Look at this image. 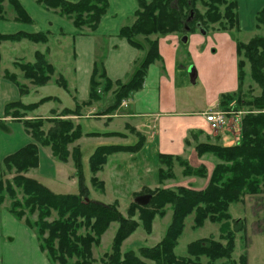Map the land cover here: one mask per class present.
Masks as SVG:
<instances>
[{
	"label": "trees",
	"instance_id": "obj_1",
	"mask_svg": "<svg viewBox=\"0 0 264 264\" xmlns=\"http://www.w3.org/2000/svg\"><path fill=\"white\" fill-rule=\"evenodd\" d=\"M4 1H7L15 12L16 21L25 24L31 22L18 0H0V4ZM34 1L47 10L58 11L60 16L70 20L77 29L85 27L91 32L98 27L109 6L108 0H79L76 3L66 0ZM136 3L137 10L133 14L132 23L119 30V37L134 48L141 47L140 38H148L151 35L164 36L176 33L189 36L197 30V25L205 30L203 20L207 25L220 22L219 26L224 31L233 29L232 23H235L234 28H238L237 0H136ZM196 4L206 9L204 15H200L196 10ZM2 14L0 8V19ZM222 22L227 27H223ZM255 23L256 28L262 27L264 30V6L256 13ZM185 27L189 28L187 33ZM47 37V34L43 33L18 32L11 35L0 34V42L25 39L34 44H45ZM147 44L149 48L146 57L128 80L123 83L116 81L120 91L115 94L114 105L108 106L107 111L116 109L121 101L128 100L134 92L142 88L148 67L159 58L156 43ZM241 54L249 64L251 80L260 89L259 96L248 100L244 105L264 108V37H255L246 44L237 43L236 56L239 57ZM14 66L22 72L24 79L37 87L46 85L54 74L53 66L40 52H35L33 63L16 62ZM244 66V61L238 60L239 88L244 78ZM5 77L17 83L15 76L5 73ZM104 78H106L104 73L98 75L95 68L90 79L89 100L86 105L96 101L95 98H100V96L94 97V94L98 85L97 79L104 80ZM57 81L61 87H66L63 78L59 77ZM105 81L111 84L108 79ZM20 87L22 86L19 85ZM20 92L25 94V89L20 88ZM54 99L46 97L29 105L21 102L6 104L4 117H11L14 120L26 118L19 116L18 110L32 112ZM226 99V97L222 98L221 106H225ZM83 106L85 104L76 105L73 110L65 108L61 116H78ZM244 119L242 139L237 145L230 147L209 143L194 145V152L198 157L211 154L220 160V164L215 165L211 171L203 189L185 187H176L174 190L158 189L146 193L151 195V200L146 206L131 204L129 210L133 209L139 213V221L147 229L156 216L164 215L166 205L172 206L171 221L162 240L156 246L142 248L136 254L131 251L121 253L120 247L136 230L137 221L123 218L115 204L105 205L88 199V189L84 185L80 163V150L74 148L71 152L75 176L79 184L77 194H54L37 181L23 175L30 169L38 167V145L49 147L55 159L66 162L70 155L67 147L82 136L78 126L74 127L68 121H58L57 116L53 120L49 119L53 127L47 132L41 130L44 123L41 119L23 121V126L29 130L35 143L27 144L1 161L6 172H14L15 176L10 182L0 179V204L6 194L11 200L9 211L16 219H25L26 214L36 215L34 223H30L27 218L24 221L34 230L42 251L51 262L56 264H94L96 261L92 250L100 246L102 236L112 223H118L119 227L115 231L110 252L103 254L100 259L102 264H146V260L153 264H199L201 257L207 258L210 261L208 264L216 261H223L221 264H247L245 251L236 262L231 259L235 248V234L245 233V228L240 222H235L233 227L230 226L228 210L231 204L238 203L246 194H257L260 189L264 193V115L247 116ZM86 135H96V133ZM135 135L137 142L134 145L122 147L104 145L95 149L88 159V167L92 174L91 186L100 187L101 191H104L102 189L105 184L96 177V174L106 163L107 157L118 152L140 151L145 137L138 133ZM172 159L176 163L175 166L182 168V176L200 178L206 176L202 164L194 168L187 161L181 162L178 156H159V165L166 167L167 173L161 172L158 181L173 177L168 171L173 165L170 164ZM13 188L21 192V201L15 200ZM129 214L132 215L130 212ZM191 215L193 229L201 228L205 221L219 224V239L224 244L212 239L200 240L187 245L185 257H177L174 250L182 235L184 221Z\"/></svg>",
	"mask_w": 264,
	"mask_h": 264
},
{
	"label": "rangeland",
	"instance_id": "obj_2",
	"mask_svg": "<svg viewBox=\"0 0 264 264\" xmlns=\"http://www.w3.org/2000/svg\"><path fill=\"white\" fill-rule=\"evenodd\" d=\"M0 8L3 12L2 19H5V15L6 18H8V16L13 14L14 19L16 18L15 12L7 1L0 4ZM196 10L200 15H204L206 12V9L200 4H196ZM55 12L58 14V11ZM220 12H222V10H220ZM133 19L132 17V21ZM132 21L129 24H127V21L126 24L130 25ZM202 24H204L205 34L203 35L199 30H196L192 35H189V42L186 46L180 44L179 39L181 35L176 33L164 36H159L157 34L144 39L140 38L139 40L141 42H139V44H141V47H133L140 52V58L138 59L135 69L138 68L139 64L146 57L149 48L147 43H156L159 56L156 61L163 62L165 66L163 73L164 85L162 86V101H164V96L169 93V88H172L178 110L186 111L187 113H193L195 111L199 114L211 106L208 105V107H206L208 103L207 100L217 98L219 105L216 106L217 110L222 112L232 111L227 115L230 127L217 132H212L208 129V131L202 134H191L190 137L188 136L181 142V144L184 145V152H182V155L159 153L160 148H168L166 139H161L159 136L155 137L154 143H152L153 139L148 143H145V141L143 147L137 153L118 152L110 155L106 158V163L102 169L96 174V177L105 184L104 189H102L104 191H101L100 187L91 186L92 174L88 167V159L90 155L94 153L95 149L104 145L120 147L134 145L137 142L135 133L145 136L142 133L144 132L147 133V137H150V133L152 131L155 133L157 130H151L150 128L147 130L142 129L141 132L140 128L133 127L137 126L135 119H130L128 117L118 118L119 115H121L120 109L123 108L125 104L124 100L117 105L116 109L107 111L108 106L114 105L115 94L120 91V88L116 81H110L108 79L111 84L107 83L105 81L107 80L106 78H104V80L97 79L98 85L94 97L100 96V98H95L94 100L96 101L91 102V108H87L86 106L81 107L78 116H61L65 108L73 110L76 107L75 104L81 105L78 102L80 101L78 95L73 93L71 89L72 86L74 87L75 85V75H73L74 73L72 70L78 63L72 59L73 46L70 40L64 46H61V51L58 53V62L53 59L48 60L54 65L56 72L51 76L49 82L42 87L28 85L29 83L23 80L19 70L14 67L12 68L9 64V67L12 68L9 69L11 72L14 73V70H16L15 73L18 74V82L24 84V87L22 86L20 88L26 91L28 90L27 94L21 95V101L24 105L34 104L38 102L40 98L46 96L60 99L62 105L59 106L57 102L49 101L32 112L18 110L19 116L47 117L48 119L37 118L44 121L41 128L43 132H47L53 127L51 120L55 119V116H57L58 121L71 122L74 127L78 126L79 129H81L82 136L79 140L67 147L70 155L66 162L58 161L51 153L52 157L57 161L58 173L53 179L44 177V183L54 191H58V193L76 194L79 191V184L75 176L76 171L71 152L74 148L80 150V163L84 185L88 189V199L105 205L115 204L117 211L123 218L134 222L137 221L136 230L122 243L120 247L121 253L131 251L136 254L142 248H152L156 246L164 237L172 217V206L166 205L164 207V215L161 217L156 216L152 220L149 228H145L141 221H139V213L135 212L133 209L129 210L131 204L134 203V197L158 189L174 190L176 187L192 188L196 190L203 189L207 184L209 173H211L215 165L220 164V160L211 154H204L198 157L194 152V145L198 143L219 144L224 147L237 145L242 139L244 118L247 116L264 115V108L244 105L248 100L258 97L260 89L250 78L249 64L244 60L243 54L235 58L236 44H246L255 37H264L263 28L258 27L252 31H242L240 28H234L235 23H232L231 27H233V29L224 31L219 26L221 24L220 22L207 25L203 20ZM222 25L223 27H227L224 22H222ZM83 28H80L81 31H84ZM169 35L173 36V40H171L172 47L167 38ZM229 41H232L234 44L232 45ZM19 44L20 48H15L21 51L15 50L12 54L10 52H5L3 54L4 64H7V61H11L14 58L18 59L14 61L20 63H33L34 58H32V50L37 48V50L43 51L41 45L34 46L35 44L26 40ZM47 45L55 49L53 41L49 42ZM170 48L175 51H171ZM231 48L232 52H230ZM56 50H58V48ZM53 52L55 51H52V54ZM231 57H234V59H231ZM102 58L103 55H98L93 62L96 65L98 75L104 73L102 69L105 70L106 67V62L103 61ZM171 58L173 61H171ZM238 60H243L245 63L243 68L244 78L240 88L237 81ZM235 64L236 66H234ZM1 66L4 67L3 65ZM190 68L194 69L196 75V82L194 84H192L189 79L188 70ZM105 75L104 73V76ZM59 76L64 77L66 80L69 93L57 82ZM125 77H127V75L124 76V79ZM171 80L173 83L172 86L169 84ZM120 82L123 83L122 80H120ZM237 86L238 89L233 90L235 87L237 88ZM74 96H77V100H73ZM223 97L227 98L224 103L225 106H220L221 104H219V101H221ZM152 106L154 110L159 111L160 106L159 109H157L155 102ZM52 110L55 112L51 113L50 111ZM85 116H89V118H84ZM33 119L36 118L26 119L23 117V119L18 121H20L23 126L24 120ZM25 131L30 135L29 130L25 129ZM89 133H96V135H86ZM30 143L35 142L32 140ZM37 147L38 153L39 147L44 148L39 145ZM169 149L171 151L173 148ZM77 155H79V153ZM159 156H178L181 162L187 161L188 164L194 168L202 164L206 170V176L201 178L184 177L181 175L182 168L177 165L175 166L174 164L176 163L174 159H172L170 164L173 165L168 171L171 172L173 177L158 181L161 172L167 173V168L159 165ZM45 172L47 173V171ZM30 173L39 177L35 170H31ZM25 174L23 175L26 177ZM14 176V172H6L4 166L0 162V179L10 182ZM168 176H170V174H168ZM69 177L73 178L74 184ZM13 190L15 192V200L21 201V192L15 188H13ZM1 202H5L10 210L11 200L6 194ZM129 212L132 213L131 216ZM228 213V223L231 227H233L235 222H240L245 228V233L235 234V248L231 259L236 262L241 255H244L243 253L245 251L247 254V264H264V193H262V190L260 189L257 194H246L238 203L231 204ZM26 218L30 223L36 221V215L34 214H26L25 219ZM192 226L193 216L191 215L185 219L182 235L177 241V246L174 250V254L177 257H185L187 245L193 242L212 239L223 243L219 239V224L205 221L201 228L193 229ZM118 227V223H112L102 236L100 246L93 248V258L96 261L94 264H102L100 261L102 255L110 252L112 240ZM222 262L223 261H216L211 262V264H221ZM145 263L153 264L148 260H146ZM208 263H210V261L205 257L199 259V264Z\"/></svg>",
	"mask_w": 264,
	"mask_h": 264
},
{
	"label": "crops",
	"instance_id": "obj_3",
	"mask_svg": "<svg viewBox=\"0 0 264 264\" xmlns=\"http://www.w3.org/2000/svg\"><path fill=\"white\" fill-rule=\"evenodd\" d=\"M66 1L76 3L79 0ZM18 2L29 16L31 22L26 24L20 23L14 19V14L8 16V18L5 15V19L1 18L0 20V34L11 35L18 32L26 34H47V43L34 45H41L43 51L34 48L32 50V58H34L35 52H40L45 55L47 61L53 59L57 62L61 46H64L70 40L73 46L72 59L78 63L72 70L73 75H75V85L71 89L73 93L78 95L80 100L78 102L80 104H85L87 108L92 107L86 105V103L89 100L90 79L96 68V65L93 63L96 56L103 55L102 60L106 62V71L104 69L102 70L106 74V78L110 81L122 80L125 82L133 73L140 58V52L131 47L126 40L119 37V30L132 21L133 14L137 10L136 0H108V10L100 20L98 27L92 32L86 28H83L84 31L77 29L70 20L58 15L55 11L43 8L34 0H18ZM263 6L264 0H237L238 29L240 28L242 31H252L255 29L256 13ZM167 38L172 47L171 40H173V36L169 35ZM22 41L0 43V162L24 145L32 142L30 135L26 133L20 121L14 120L11 117H4V107L6 104L12 102L22 103V93L20 92L19 85L24 87V84L18 82V74L15 73L16 70H14V73L9 70L13 67L19 70L14 66V63L18 62L14 60L18 59L14 58L11 61H7V64H4L3 54L5 52H10L11 54L15 52V47L20 48L19 43ZM51 41H53V45L55 44V49L47 45ZM229 43L234 44L232 41H229ZM57 48L58 50H56ZM170 50L175 51L171 48ZM16 51L21 50L17 49ZM52 51L55 52L52 54ZM230 52H232V48ZM231 59H234V57H231ZM171 61H173L172 58ZM48 63L53 66L55 73L56 69L54 65L49 61ZM9 64L12 68L9 67ZM164 69L165 66L161 61H156L148 67L142 88L134 92L128 100H124V105L126 106L120 109L121 115L118 118L128 117L135 119L137 126H132L134 128H140L141 132L142 129L147 130L151 128V130H157L155 133L152 131L150 137H147V133H142L145 135V143L151 142L152 139V143H154L156 136H159L161 139H166L168 148H160L159 153L182 155L184 145L181 142L188 136L190 137L191 134L205 133L208 131V128L201 116L202 112L199 114L195 111L193 113H187L186 111L177 109L175 94L172 88H169L170 94L167 93L164 96V101H162ZM5 72L8 75L15 76L17 83L5 77ZM19 72L23 78L22 72L20 70ZM126 75L127 77L124 79ZM59 77L65 81L66 87L63 89L69 93L66 80L62 76ZM23 80L29 83L28 85H32L28 80L24 78ZM169 84L172 86V80ZM236 89H238V86L233 90ZM27 93L28 90H25V94ZM76 98L77 96H74L73 100H77ZM52 101L62 106L60 99L55 97ZM207 101L206 107L208 105L218 104L217 98ZM154 102L156 103L157 109L160 106L159 111L153 109L152 104ZM50 112L53 113L55 111L52 110ZM32 118L48 119L47 117L41 116L26 117V119ZM84 118H89V116H85ZM169 148L173 149L170 151ZM56 163L57 161L52 157L49 148L39 147L38 167L31 169L37 171L39 177L31 174V170L25 175L27 178L37 181L52 193L65 195L66 193L54 191L43 181L44 177L53 179L58 173V164ZM70 179L74 184L73 178L71 177ZM0 264H56L51 262L46 253L40 248L34 230L25 223L24 219H16L9 211L5 202L0 204Z\"/></svg>",
	"mask_w": 264,
	"mask_h": 264
},
{
	"label": "built area",
	"instance_id": "obj_4",
	"mask_svg": "<svg viewBox=\"0 0 264 264\" xmlns=\"http://www.w3.org/2000/svg\"><path fill=\"white\" fill-rule=\"evenodd\" d=\"M232 112L219 111L217 109H209L206 111L203 116L204 120L207 123L209 130L212 132L221 131L225 128L230 127L228 123L227 115Z\"/></svg>",
	"mask_w": 264,
	"mask_h": 264
},
{
	"label": "water",
	"instance_id": "obj_5",
	"mask_svg": "<svg viewBox=\"0 0 264 264\" xmlns=\"http://www.w3.org/2000/svg\"><path fill=\"white\" fill-rule=\"evenodd\" d=\"M191 18H189L190 20ZM189 28L185 27V31L188 32ZM200 30V33L201 34H205V31L202 30V29H199ZM188 41H189V38L187 35H183L181 38H180V43L183 45V46H186L188 44ZM188 75H189V79H190V82L192 84H194L196 82V75H195V72H194V69L193 68H190L188 70ZM151 200V195L147 194V195H140V196H137L134 198V203L139 205V206H146Z\"/></svg>",
	"mask_w": 264,
	"mask_h": 264
}]
</instances>
